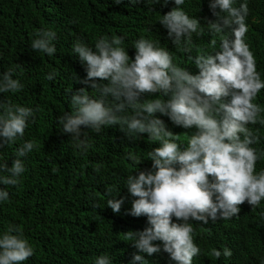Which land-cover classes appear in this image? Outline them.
I'll return each instance as SVG.
<instances>
[{"label": "clouds", "instance_id": "obj_1", "mask_svg": "<svg viewBox=\"0 0 264 264\" xmlns=\"http://www.w3.org/2000/svg\"><path fill=\"white\" fill-rule=\"evenodd\" d=\"M186 1L145 0L149 6H162L159 24L177 49L191 52L196 38L210 33L212 47L216 48L218 41L219 50H198L189 56L192 62L188 63L174 56L167 45L160 43L159 47L143 36L133 44L134 59L122 46L123 37L98 38L95 51L77 40L72 52L81 61L84 86L71 96L72 111L57 119L60 131L70 134L74 147L82 152L90 147L89 134L82 131V126L99 133L105 126L119 125L129 139H139L146 133L150 143H159L148 153L151 169L138 167L125 182L134 198L127 214L145 216L148 224L143 230L126 232L125 241L137 249L131 264H146L142 254L151 256L161 251L175 264H193L201 249L194 242L191 221L207 224L209 218L213 222L231 219L246 201L255 210L264 200V169L256 171L264 150L254 147L261 137L258 130L249 127L264 126V107L255 102L261 100L264 77L257 71L254 52L245 40L250 12L247 0L238 6L237 0H203L216 17L208 20L207 26L185 10ZM121 2L114 0L117 5ZM140 2L131 0V5ZM56 36L55 31L40 29L30 47L52 56L57 51L52 43ZM15 72L10 68L0 75V93L23 89L20 80L13 78ZM56 75L49 73L46 79L52 81ZM89 87L95 95H90ZM143 95L148 99L142 100ZM39 111V107L0 100V149L23 138ZM158 113L170 120L164 122ZM169 121L175 127H194L197 131L182 141L180 134L167 128ZM38 147L34 140H27L16 149L11 167L7 161L0 163V173H7L0 174V184L5 186L0 187V203L9 201L8 188L21 183L26 171L22 158ZM129 155L141 164L142 159ZM94 170L99 172L100 168ZM107 191L111 193L112 189ZM125 200L126 196H115L107 206L119 214ZM173 217L182 223H174ZM34 254L23 228L8 225L0 236V264H23ZM232 254L227 247L223 252L212 249L209 253L216 259ZM94 264L112 261L101 255Z\"/></svg>", "mask_w": 264, "mask_h": 264}, {"label": "trees", "instance_id": "obj_2", "mask_svg": "<svg viewBox=\"0 0 264 264\" xmlns=\"http://www.w3.org/2000/svg\"><path fill=\"white\" fill-rule=\"evenodd\" d=\"M242 2L244 0H237V6ZM247 3L251 13L246 20L245 40L254 52L257 71L263 78L264 0H247ZM184 8L204 26L208 20L216 19L203 0H188ZM160 11V3L149 6L145 0L136 5H131V0H122L119 5L114 0H0V75L15 68L13 78L24 85L19 92L0 93V100L40 109L35 122H29L24 137L0 149V163L7 161L11 167L16 149L23 142L34 140L39 145L22 158L26 171L21 183L8 188L9 201L0 203V236L8 225H19L35 250L23 264H94L101 255L109 256L112 264H131L137 249L125 241L126 232L143 230L148 224L145 216L127 214L134 198L128 193L125 182L138 167L151 169L153 162L148 153L159 147V143H150L146 133L139 139H129L119 125L105 126L99 133L82 126V131L89 134L90 143L87 151L82 152L74 147L70 134L60 131L57 119L72 111L71 96L84 86L81 61L78 54L72 52L77 40L95 51L94 43L98 38L120 36L124 38L122 46L134 59L133 44L143 36L157 42L159 47L160 43L167 45L174 56L188 63L192 62L189 56L193 57L198 50L208 53L219 50L218 41L213 48L210 43L213 37L206 33L196 38L194 52L192 49L191 52L180 51L160 26ZM40 29H50L57 34L52 42L57 51L52 56L30 47ZM52 72L57 75L49 81L46 77ZM89 92L95 95L90 87ZM260 97L261 100L255 102L264 107V89ZM141 99L148 98L143 95ZM157 115L164 122L169 119ZM166 126L180 134L185 142L188 135L197 131L194 127H175L172 121ZM249 127L258 130L261 137L254 147L264 150V126ZM129 154L142 159L141 164L132 161ZM96 167L100 168L99 172L94 170ZM261 169H264V159L256 165L257 172ZM0 187L5 186L0 184ZM108 188L112 189L111 193ZM115 196L117 199L127 197L119 214L107 206V201ZM239 207V214L231 219L213 222L209 218L207 224L191 221L195 229L194 242L201 249L193 264L264 262V200L255 210L247 201ZM173 222L182 223L175 217ZM225 247L232 251L231 257H210L212 249L223 252ZM142 255L146 264H175L163 251Z\"/></svg>", "mask_w": 264, "mask_h": 264}, {"label": "bare ground", "instance_id": "obj_3", "mask_svg": "<svg viewBox=\"0 0 264 264\" xmlns=\"http://www.w3.org/2000/svg\"><path fill=\"white\" fill-rule=\"evenodd\" d=\"M250 13H251V11H250Z\"/></svg>", "mask_w": 264, "mask_h": 264}]
</instances>
